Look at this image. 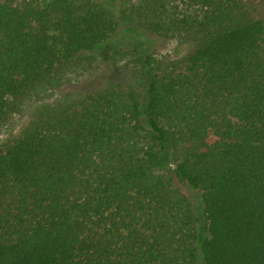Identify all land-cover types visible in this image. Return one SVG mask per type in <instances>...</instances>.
<instances>
[{
    "label": "trees",
    "instance_id": "1",
    "mask_svg": "<svg viewBox=\"0 0 264 264\" xmlns=\"http://www.w3.org/2000/svg\"><path fill=\"white\" fill-rule=\"evenodd\" d=\"M118 3L135 84L39 103L0 145V264H264V0H0V124L94 67Z\"/></svg>",
    "mask_w": 264,
    "mask_h": 264
},
{
    "label": "rangeland",
    "instance_id": "2",
    "mask_svg": "<svg viewBox=\"0 0 264 264\" xmlns=\"http://www.w3.org/2000/svg\"><path fill=\"white\" fill-rule=\"evenodd\" d=\"M115 12L119 16L120 31L119 35L114 41L108 42L98 48L95 55L97 60L94 67L88 70H77L71 74L70 81L55 90H50L43 97H34V99L27 100L24 103L22 110L12 115L6 122L0 124V145L10 141L18 136L24 127L32 119L34 108L37 104L42 102H53L57 99L65 97H80L84 94L95 90L105 88L111 84H122L123 86H130L135 84V81L129 74L117 73L111 63L110 59L112 52L116 45H121L126 37V28L129 25H134V20L128 14V18H124L122 12L125 6L122 4H115L113 6ZM147 41L150 48L158 57L162 59H177L183 56L188 51V46L179 42L176 39H164L156 35H147L142 37ZM176 183V182H175ZM178 184V183H176ZM183 190H186L191 197L197 212H201V200L199 192L194 191L188 187L178 184Z\"/></svg>",
    "mask_w": 264,
    "mask_h": 264
}]
</instances>
